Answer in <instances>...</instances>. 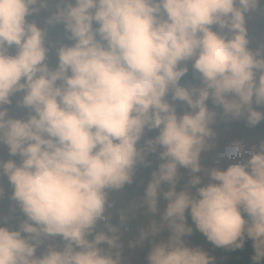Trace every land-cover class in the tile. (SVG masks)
I'll list each match as a JSON object with an SVG mask.
<instances>
[{
	"label": "clouds",
	"instance_id": "1",
	"mask_svg": "<svg viewBox=\"0 0 264 264\" xmlns=\"http://www.w3.org/2000/svg\"><path fill=\"white\" fill-rule=\"evenodd\" d=\"M253 16L264 0H0V200L22 214L11 226L0 213V264H128V221L145 215L128 247L147 242L146 264H215L187 242L194 228L216 248L250 240L262 264L264 139L202 163L218 120H264ZM189 67L196 84L181 83ZM150 154L143 194L111 222Z\"/></svg>",
	"mask_w": 264,
	"mask_h": 264
},
{
	"label": "rangeland",
	"instance_id": "2",
	"mask_svg": "<svg viewBox=\"0 0 264 264\" xmlns=\"http://www.w3.org/2000/svg\"><path fill=\"white\" fill-rule=\"evenodd\" d=\"M54 8V5L50 6ZM47 15V13H42L40 17H37L38 21L40 23H43V16ZM247 27H248V35L250 39V46L255 48L259 44L264 43V16H261L259 18L253 16L251 19L247 21ZM49 39L55 41L56 39L63 38V33L59 28L51 27L49 28ZM51 62L55 63V57L54 54L51 55ZM189 71H193L191 67H189ZM183 84H195L194 82H182ZM177 110L178 112L186 110V106L182 105L180 102H177ZM216 130L218 132V138H217V144L216 147L213 148L210 152L202 153V163L207 167L211 166L213 163H216L214 157L215 154L218 152H223L225 150L226 145H228L232 140L239 139L243 142H245L247 145H252L258 143L261 139H264V134L260 133L258 130L248 126L244 122L240 120H233L230 122L225 123L224 121H219L215 125ZM154 132L148 133V135H154ZM0 155H2L4 158H8V154L6 149H0ZM149 159L152 161L150 166H139L137 168L134 181L130 185H126L125 189L121 192L124 195V198L118 201L119 195L115 194L114 200H113V206L111 209V222L118 223L119 222V211L123 208H126L129 206L130 203L137 202L140 198V196L143 194L144 187L147 183V181L150 179V174L153 168L156 167V164L158 162L157 156L155 154H150ZM228 162L227 159H221L219 161L221 166L226 165ZM2 183L7 182L6 179L0 181ZM120 194V193H119ZM163 205H161V208ZM3 214L11 215L15 214L9 219L13 218V225L16 224L17 219L21 216V213L18 209H16L14 212H10V204L8 203L6 207L4 206L2 208ZM2 212V211H1ZM148 222V216H133L128 221V227L125 232L124 238H123V251L127 249V251L130 250L131 254H137L132 255L131 257L127 256L128 258V264H146V255L148 251V244L147 242L142 247L137 248H129L128 247V240L134 238L138 235L139 228L142 226H145ZM188 223H192L190 218L188 220ZM161 237L167 236V230H164L161 234ZM159 238V237H158ZM187 242L189 244L193 245H199L205 250L208 251V253L211 255V249H210V243L205 240L203 235L193 229V232L190 236L186 238ZM129 248V249H128Z\"/></svg>",
	"mask_w": 264,
	"mask_h": 264
},
{
	"label": "trees",
	"instance_id": "3",
	"mask_svg": "<svg viewBox=\"0 0 264 264\" xmlns=\"http://www.w3.org/2000/svg\"><path fill=\"white\" fill-rule=\"evenodd\" d=\"M56 28H59L61 32L63 33L62 26H55ZM182 82H194L195 84L198 83V79L196 78V75L193 71H189L181 80ZM209 106L211 107V104L209 102ZM240 121L244 122L243 119ZM246 124V123H245ZM256 130H258L260 133L264 134V120L256 124L255 126H250ZM3 213V211L1 212ZM14 214H9L10 217H12ZM13 219V218H11ZM214 246L211 244V255L215 257V264H251V257L253 254V248L251 245L250 240H246L243 248L232 251L228 249H222L217 248L216 255L214 256ZM262 264H264V261H262Z\"/></svg>",
	"mask_w": 264,
	"mask_h": 264
},
{
	"label": "crops",
	"instance_id": "4",
	"mask_svg": "<svg viewBox=\"0 0 264 264\" xmlns=\"http://www.w3.org/2000/svg\"><path fill=\"white\" fill-rule=\"evenodd\" d=\"M4 185H5V188H6V193L7 192H10V188L8 187V185H7V182H5V183H3ZM119 195V198H118V201L117 202H119V200H121L122 198H124V195H123V193H120V194H118ZM114 197H115V194H114ZM10 204V202H9V200L7 199V195L5 196V198L4 199H2V200H0V213H1V211H3L2 210V208L5 206L6 207V205L7 204ZM5 215H7V214H5ZM15 215V214H14ZM9 216V215H8ZM21 216H22V214H21ZM21 216L19 217V218H21ZM9 218H10V216H9ZM9 223H10V225L12 226L13 225V221H12V219H9ZM15 226V225H14ZM59 238L57 237L56 238V240H58ZM129 249V248H128ZM39 251H40V249H38V253H39ZM138 254H141V253H137V254H131L130 253V250L129 251H127V249L125 250V251H123V256L124 257H126V258H128L127 256H129V257H131L132 255H138ZM128 262V261H127ZM132 264H134L133 262H132Z\"/></svg>",
	"mask_w": 264,
	"mask_h": 264
},
{
	"label": "water",
	"instance_id": "5",
	"mask_svg": "<svg viewBox=\"0 0 264 264\" xmlns=\"http://www.w3.org/2000/svg\"><path fill=\"white\" fill-rule=\"evenodd\" d=\"M216 252H217V248L215 247L214 248V256L216 255ZM215 258V257H214Z\"/></svg>",
	"mask_w": 264,
	"mask_h": 264
}]
</instances>
